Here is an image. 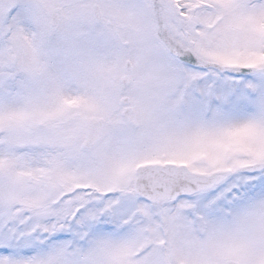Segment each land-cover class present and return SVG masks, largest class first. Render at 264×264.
I'll list each match as a JSON object with an SVG mask.
<instances>
[{
	"label": "snow or ice",
	"instance_id": "1",
	"mask_svg": "<svg viewBox=\"0 0 264 264\" xmlns=\"http://www.w3.org/2000/svg\"><path fill=\"white\" fill-rule=\"evenodd\" d=\"M0 264H264V0H0Z\"/></svg>",
	"mask_w": 264,
	"mask_h": 264
}]
</instances>
